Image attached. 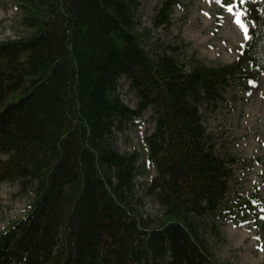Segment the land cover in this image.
<instances>
[{
	"label": "trees",
	"instance_id": "16d2710c",
	"mask_svg": "<svg viewBox=\"0 0 264 264\" xmlns=\"http://www.w3.org/2000/svg\"><path fill=\"white\" fill-rule=\"evenodd\" d=\"M13 2L22 30L0 40V183H28L33 197L0 232V264H225L205 234H219L207 218L232 170L207 145L201 109L233 79L264 73V3L241 4L249 39L233 62L212 65L169 43L150 49L139 0ZM178 2L161 1L154 28L169 27ZM121 77L134 109L116 92ZM146 109L154 216L133 205L141 152L120 153L112 131Z\"/></svg>",
	"mask_w": 264,
	"mask_h": 264
},
{
	"label": "rangeland",
	"instance_id": "374dc122",
	"mask_svg": "<svg viewBox=\"0 0 264 264\" xmlns=\"http://www.w3.org/2000/svg\"><path fill=\"white\" fill-rule=\"evenodd\" d=\"M161 1L139 0V27L147 30L146 42L150 49H162L169 43L180 47V52L195 54L212 65L231 63L237 58L239 47L245 43V34L226 5L235 4L234 12L241 13L240 19L247 30L251 25L244 19L239 0L223 3L179 0L173 8L169 27L154 28L152 19ZM255 1L264 3V0ZM18 15L13 0H0V40L14 38L22 30ZM116 92L125 105L135 108L137 98L125 79L118 81ZM201 115L207 145L215 155L230 160L228 167L232 170L223 204L216 216L207 218L219 232H206L210 250L221 263L264 264V73L255 82L233 79L216 106L202 107ZM153 128L150 109L127 121L116 119L112 126L120 153L141 152L138 164L143 167V173L135 178L133 205L144 216H154L160 211L146 194V185L154 177L155 168L147 158L144 139ZM246 143L252 145L251 150ZM32 197V186L28 183L22 186L18 180L0 183V232L26 216Z\"/></svg>",
	"mask_w": 264,
	"mask_h": 264
},
{
	"label": "snow or ice",
	"instance_id": "6c2138e0",
	"mask_svg": "<svg viewBox=\"0 0 264 264\" xmlns=\"http://www.w3.org/2000/svg\"><path fill=\"white\" fill-rule=\"evenodd\" d=\"M217 3H223L224 0H216ZM241 4L245 3L246 0H239ZM227 11L232 12L235 17V23L240 27L241 31L244 32V38L249 39L248 33H247V27L240 19L241 13L234 12L235 4H227Z\"/></svg>",
	"mask_w": 264,
	"mask_h": 264
},
{
	"label": "bare ground",
	"instance_id": "6f19581e",
	"mask_svg": "<svg viewBox=\"0 0 264 264\" xmlns=\"http://www.w3.org/2000/svg\"><path fill=\"white\" fill-rule=\"evenodd\" d=\"M263 82V80H261V83ZM258 83H256L254 86H256ZM262 91V90H261ZM243 123H245L244 121H243ZM240 132V131H239ZM246 146H247V148L249 149V150H251L252 149V145L250 144V143H246ZM248 149L246 150V151H248ZM250 152V151H249Z\"/></svg>",
	"mask_w": 264,
	"mask_h": 264
}]
</instances>
